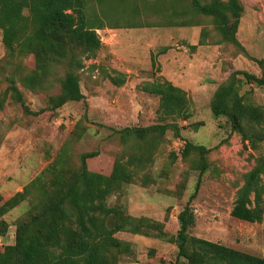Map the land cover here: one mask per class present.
<instances>
[{"label":"rangeland","instance_id":"374dc122","mask_svg":"<svg viewBox=\"0 0 264 264\" xmlns=\"http://www.w3.org/2000/svg\"><path fill=\"white\" fill-rule=\"evenodd\" d=\"M146 1L105 0L102 4L89 0L88 12L100 14L105 24L97 29L102 46L96 57L85 60L78 70L85 98L68 101L55 110L47 108L48 97L58 88L34 92L23 84L20 78L34 68L33 57L6 60L0 29V99L9 76L15 78L23 98L22 104L7 95L0 108V205L52 163L65 142H69V157H65L74 165L79 163L81 153L97 151V156L87 159V167L109 174L115 159L124 152L116 130L160 121L159 97L142 87L165 78L186 90L190 116L177 119L179 136L171 129L166 131L148 164L147 175L140 173L107 199L109 205L121 204L131 215L162 222L165 235L117 232V237L131 243L132 250L117 255L119 264L186 263L184 258H177L172 238L179 228L177 215L195 190L199 175L197 154L181 155L187 141L210 149L208 168L191 200L196 216L191 234L264 257V216L261 222H248L230 214L243 174L255 157L264 156V140L256 149L245 145L226 118L214 117L210 109L216 86L232 71L244 69L260 75L261 68L238 46L221 41L210 17L190 12L164 15L153 8L155 0ZM164 1L167 13L172 12L171 3L179 9L190 8L189 0ZM241 2L237 38L248 54L264 58V0ZM181 20L196 24L182 25ZM202 28L205 42L197 44ZM191 44L197 45L191 48ZM121 75L125 80L119 86L110 80V76ZM247 91L251 101L264 106V85L244 84L241 93ZM31 208L25 199L5 213L4 220L10 226L5 237H0V249L14 243L13 223Z\"/></svg>","mask_w":264,"mask_h":264},{"label":"trees","instance_id":"16d2710c","mask_svg":"<svg viewBox=\"0 0 264 264\" xmlns=\"http://www.w3.org/2000/svg\"><path fill=\"white\" fill-rule=\"evenodd\" d=\"M104 3L105 0H97ZM115 3L116 0H107ZM120 1V0H119ZM123 1V0H121ZM146 1V0H145ZM182 3L183 0H170ZM89 0H0V29L5 59L19 60L32 55L34 68L21 76V81L34 92L58 91L48 97V109L55 110L68 101L85 98L80 87L78 70L84 61L95 58L102 46L97 29L105 27L97 12H88ZM189 10L172 6L167 13L164 0H155L153 8L164 15L185 14L208 16L221 41L231 42L260 68L257 75L244 69L232 71L215 88L210 99L214 117H224L230 129L241 135L253 149L264 140V106L251 101L244 84L264 85V58L252 56L237 38L243 13L241 0H189ZM107 3V2H106ZM146 4L150 2L146 1ZM149 6L148 8H150ZM108 8V6H106ZM108 10V9H107ZM103 12V11H102ZM195 25L181 20L179 24ZM114 27V26H111ZM205 28L197 44H203ZM218 39V40H219ZM197 44H191L195 48ZM117 86L125 76H110ZM0 99V108L7 95L23 104L21 91L13 76ZM142 89L159 97L160 121L146 126H126L116 130L123 144L111 172L103 174L87 167V159L97 151L79 155V163L68 155L65 142L56 159L44 168L22 191H17L0 205V237L5 236L9 223L4 215L28 199L32 208L26 216L15 220L14 243L0 249V264H119L118 254H129L130 242L116 236L128 232L164 237V224L148 216L129 214L121 204L109 205L108 197L131 183L140 173L147 175L148 164L171 129L180 135L177 119L190 116V99L185 89L168 79L146 82ZM24 109L26 107L24 106ZM27 110V109H26ZM209 148L187 141L182 157L196 153L199 175L195 190L178 213L179 228L172 241L177 258L185 264H264V257L191 234L196 216L191 200L208 168ZM68 156V157H65ZM264 156L254 158L251 168L243 174L230 214L240 220L261 222L264 216ZM169 264H177L175 261Z\"/></svg>","mask_w":264,"mask_h":264},{"label":"crops","instance_id":"0c3cea01","mask_svg":"<svg viewBox=\"0 0 264 264\" xmlns=\"http://www.w3.org/2000/svg\"><path fill=\"white\" fill-rule=\"evenodd\" d=\"M176 84H178V83H176ZM5 237V236H4Z\"/></svg>","mask_w":264,"mask_h":264}]
</instances>
